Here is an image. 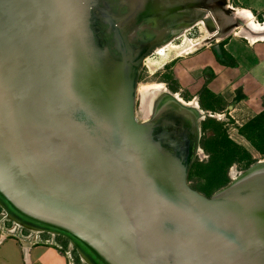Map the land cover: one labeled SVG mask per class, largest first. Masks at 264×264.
Instances as JSON below:
<instances>
[{
    "label": "water",
    "instance_id": "water-1",
    "mask_svg": "<svg viewBox=\"0 0 264 264\" xmlns=\"http://www.w3.org/2000/svg\"><path fill=\"white\" fill-rule=\"evenodd\" d=\"M142 2L0 0V193L109 264H264V171L207 196L189 111L136 114L160 23L229 1Z\"/></svg>",
    "mask_w": 264,
    "mask_h": 264
},
{
    "label": "rangeland",
    "instance_id": "rangeland-1",
    "mask_svg": "<svg viewBox=\"0 0 264 264\" xmlns=\"http://www.w3.org/2000/svg\"><path fill=\"white\" fill-rule=\"evenodd\" d=\"M209 1L214 3L219 0ZM227 1H229V7L227 8L233 6L239 7L240 3L238 0ZM223 9L222 6H218L209 10L205 7L197 8L196 10H182L180 17L183 22H198V25L194 28H189L185 25L186 28L183 27L185 30L182 31V35L188 33L187 35L190 36V38L201 37V39L204 40L208 35L213 37L212 28L215 29L220 24L222 30L229 25L227 24V20L224 19ZM204 15H206V19L203 18ZM236 16L244 17L243 14H238ZM260 18H262L261 15ZM187 29L189 30L186 32ZM181 40L182 37L172 43H180ZM207 41L210 40L208 39ZM201 43L195 46L190 52L182 54L170 51L165 58L155 52L147 56L139 72L136 95L137 103L140 97L143 98L151 92L163 90L172 96L176 103L183 106H186L188 102H199L200 95L202 94L206 98L203 109L210 107L213 103L212 98L210 97L211 100H209L205 95L206 92H204L207 87V82L204 80L205 70L201 67H191L189 63V60L193 58L192 56L194 54L209 51V45ZM214 75L211 73V76ZM217 90L221 92L220 88H217ZM145 92L148 94H144ZM236 93L242 100L236 109L232 111L233 116L228 114L225 110L224 114L222 113L220 117L199 119V124L203 127L201 145L212 142H223L227 145L224 151H222L225 168L226 170L228 169L226 173L227 176L225 177V180H229H227V183H225L226 181H205L204 178L210 176V173L207 172L209 168L207 166L210 162L208 161V157L205 156L208 152H202V150L199 149L198 153L195 155L196 162H194L191 167L188 181L192 187L207 196H212L228 187L233 182V178L238 176L239 172L246 170L258 160L264 159V94L260 96L259 91H247L243 88L237 89ZM139 119H141V121L149 120V118ZM213 125H219V127L214 129L212 127ZM200 147L204 149V146ZM202 157L203 160H200ZM203 168H206V171H204ZM26 230L28 234L32 233L31 239L23 238L21 232L27 233ZM62 230L61 232L53 229H41L29 226L25 220L17 215L14 210L0 198V236L15 237L17 239L21 238L26 242H30L36 237V239L43 241H52L60 245L62 249L68 250V252L71 253L74 264H99L92 257L88 256L71 238L75 237L73 233L64 229Z\"/></svg>",
    "mask_w": 264,
    "mask_h": 264
},
{
    "label": "crops",
    "instance_id": "crops-1",
    "mask_svg": "<svg viewBox=\"0 0 264 264\" xmlns=\"http://www.w3.org/2000/svg\"><path fill=\"white\" fill-rule=\"evenodd\" d=\"M239 7L226 6L224 19L228 26L221 30L227 38L225 50L233 64H219L209 50L194 54L191 67L202 68L208 74L211 67L218 77L209 86L229 96L233 88L259 91L264 94V0H238ZM243 14L244 17L236 16ZM260 15L262 18H260ZM217 87V88H216ZM37 238V237H36ZM23 241L0 236V264H74L68 250L55 242L40 239Z\"/></svg>",
    "mask_w": 264,
    "mask_h": 264
},
{
    "label": "flooded vegetation",
    "instance_id": "flooded-vegetation-1",
    "mask_svg": "<svg viewBox=\"0 0 264 264\" xmlns=\"http://www.w3.org/2000/svg\"><path fill=\"white\" fill-rule=\"evenodd\" d=\"M143 1H146V0H143ZM141 3H143L142 0H139L140 25H141ZM176 11H177V8L174 9V12L170 15V17H172V19L170 21H168V22L163 21L162 23H160V27H162L163 30L160 33V36L157 39H155L152 43V44H154L153 53L156 51L157 48L163 47L164 45L166 46L167 43H169V41L171 43V42H174L177 39L181 38L183 36L182 31L185 30L186 26H188L189 28H194L196 25H198V22H191V21L186 22V23L183 22L181 20V17L180 16L178 17V15L175 14V13H177ZM183 27H185V28H183ZM212 29H213L212 30L213 37H211L210 35L206 36L205 40H203L202 43H204V45H206V44L209 45V50L213 54L214 59L219 64H225L227 62V59L229 60V62L231 64H233V62H234L233 57L227 55V52L225 50V45L227 44V42H226L227 38H224L223 32L219 31L218 27L215 29L214 28H212ZM188 30L189 29H187L186 32ZM199 38H201V37L192 38V39L199 40ZM208 39L210 41H207ZM208 70L211 71L210 74H208L206 71L204 72V80H205V82H207L206 83L207 87H206L204 92H206L205 95H206V97H208L209 100H211L210 97L212 98L213 103L211 104V106L206 108V109H203V104H204V102H206L205 101L206 98L204 95L201 94L200 98H199L200 99L199 102H196V103L188 102V103H186V106L182 105L179 108L181 109L182 107H184L188 111H191V110L194 111V114H191V115H192L193 119L195 120V123L197 126V134H198L199 138L197 140V144H196L195 152L193 155V161H192L191 167H192L193 163L196 162L195 155H196V153H198V150L201 149L202 152L207 151L208 153L205 154V156L208 157V161L210 162V164L207 167L211 168V171L213 174L208 176V177H205L204 179H205V181H217V180H222V178L224 177V167L219 165L217 168V164H216V162H214V160H215L214 150L224 149L225 145L221 144V145H217V147H214L215 145H209L210 147L206 146L205 144L201 145L202 144L201 140H202V133H203L202 129H203V127H202V125L199 124V119H202V118L207 119L208 117H210V118L211 117H220V115H222V113L224 114L225 110L227 111L228 114L233 116L232 111H234L236 109V107L241 102L242 98H240L238 96V94L236 93V90L238 88H233V90H232L233 94H230L229 96H226L222 92H219L218 90L211 88L209 86V84L212 81L216 80L218 75H217V71L215 69L210 67ZM211 73L213 75L214 74L215 75L211 76ZM137 108H138V106L136 103V111L138 110ZM166 111H169V110H166ZM220 111H221V113H220ZM137 118L139 121H141V119H139L138 115H137ZM143 121H145V120H143ZM200 146H204V149H202ZM200 160H203V157L200 158ZM191 167H190V170H191ZM189 175H190V171H189ZM217 177H220V178L217 179ZM26 232L27 233L21 232L23 238L31 239L30 237H31L32 233L28 234L27 230H26ZM19 239H21V238H19Z\"/></svg>",
    "mask_w": 264,
    "mask_h": 264
},
{
    "label": "bare ground",
    "instance_id": "bare-ground-1",
    "mask_svg": "<svg viewBox=\"0 0 264 264\" xmlns=\"http://www.w3.org/2000/svg\"><path fill=\"white\" fill-rule=\"evenodd\" d=\"M187 34L182 36V40L180 41V43L171 42L167 44L166 46L164 45L163 47L157 48L155 53H158L163 58H165L167 57L170 51H173V53L176 52L179 54L190 52L195 46L199 45L204 40L201 38H199V40H193ZM146 93L147 92H145L144 94ZM177 104L178 103H176L173 100V97L170 96L168 93L164 92L163 90H157L153 93L151 92L149 95H146L143 98L140 97L138 99V103H137L138 110L136 114L138 115L139 118L147 119V118H150L156 115H162L163 112H165L166 110L175 109ZM188 113L194 114V111L191 110ZM259 171H264V162L260 164L259 166L255 167L254 169H252L251 171L242 173L240 177L237 176L235 178V181L237 182L240 179L246 178L250 174L257 173ZM0 198H2L14 210V212L17 215H19L23 220H25V222H27L29 226H32V227L34 226V227H38L41 229L42 228L53 229V230H58L61 232L63 231L62 229L70 231L71 233L75 235V237H71V236L70 237L79 245L80 248H82L87 253L88 256L92 257L99 264H109L108 262H105L100 256L95 255L93 253V249H92L93 247L91 246V244L83 240L74 231L69 230L68 228L64 226L54 224L51 222H47V221L41 220L39 218H35L33 216H29L21 212L11 202H9V200H7L1 193H0Z\"/></svg>",
    "mask_w": 264,
    "mask_h": 264
},
{
    "label": "trees",
    "instance_id": "trees-1",
    "mask_svg": "<svg viewBox=\"0 0 264 264\" xmlns=\"http://www.w3.org/2000/svg\"><path fill=\"white\" fill-rule=\"evenodd\" d=\"M214 129L215 128H217V127H219V125H213L212 126ZM215 138V137H214ZM210 145H215L214 147H217V145H225V147L227 146L226 144H224L223 142H212V143H209ZM209 144H205L206 146H209ZM210 147V146H209ZM225 149V148H224ZM224 149H216V150H214V152H215V156H214V158H215V160H214V162H216V164H217V168H218V166L219 165H221V166H223L224 167V177L222 178V180H217V181H214V182H223V181H226L225 183H227L229 180L228 179H226L225 180V177L227 176L226 175V173H227V170H226V166H225V163H224V159L222 158V151H224ZM203 170L204 171H206V168H203ZM207 172H209L210 174L209 175H212L213 173H212V171H211V168H208V170H207ZM220 177H217V179H219ZM228 180V181H227ZM224 184V183H223ZM225 185V184H224Z\"/></svg>",
    "mask_w": 264,
    "mask_h": 264
},
{
    "label": "built area",
    "instance_id": "built-area-1",
    "mask_svg": "<svg viewBox=\"0 0 264 264\" xmlns=\"http://www.w3.org/2000/svg\"><path fill=\"white\" fill-rule=\"evenodd\" d=\"M2 237V236H1ZM69 253V255L71 256V253L70 252H68Z\"/></svg>",
    "mask_w": 264,
    "mask_h": 264
}]
</instances>
